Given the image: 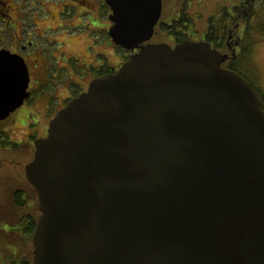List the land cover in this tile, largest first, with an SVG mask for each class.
Returning <instances> with one entry per match:
<instances>
[{
    "label": "water",
    "instance_id": "95a60500",
    "mask_svg": "<svg viewBox=\"0 0 264 264\" xmlns=\"http://www.w3.org/2000/svg\"><path fill=\"white\" fill-rule=\"evenodd\" d=\"M133 51L35 140L33 264H264V98L208 40L151 42L163 0H104ZM0 49V120L30 92Z\"/></svg>",
    "mask_w": 264,
    "mask_h": 264
},
{
    "label": "flooded vegetation",
    "instance_id": "af4514ba",
    "mask_svg": "<svg viewBox=\"0 0 264 264\" xmlns=\"http://www.w3.org/2000/svg\"><path fill=\"white\" fill-rule=\"evenodd\" d=\"M57 4L60 11L56 9ZM239 4V2L233 4L232 8L226 11V19L223 20L222 26L218 25L222 30V36L227 33L225 38L212 34L213 40L208 41L222 53L229 55L222 64L224 67L239 72L253 84L243 70L245 61L243 34L247 19L233 18L238 13ZM167 8L163 0L162 14L155 26L151 42H166L174 46L184 39L207 40L206 34L203 39H196L190 35V32L195 30L189 20L185 31L167 30V25L178 21L177 16L169 20L172 12H167ZM181 9L184 8H180L178 14ZM110 14L111 9L104 0L96 3L92 0H0V49H8L21 55L26 61L30 75L28 87L30 94L20 107L33 100L28 106L29 113L26 116L30 121L37 115L41 105L44 110L42 120L37 116V121L31 124L36 126L42 123V126L41 130L40 128L35 130L39 136L34 131L28 134L30 142L33 140V145H30L34 146L37 138L46 136L52 118L72 98L85 92L92 80L119 70L122 64L120 46L114 43L109 35V29L113 24ZM41 16H47L50 24L43 33H40ZM53 23L57 25L52 26ZM213 27L215 26H211L209 30L213 31ZM48 31L52 33L49 36L46 33ZM61 34H64L63 38L56 36ZM68 35L78 38L86 35L92 40L88 41L85 52L79 53L73 47L71 37L66 40L65 37ZM103 46H107L108 50H103ZM14 122L11 115L0 120V172L4 167V148H10L7 142L12 141L9 139L10 132L15 133V128L11 127ZM5 123L8 124L4 125ZM14 143L17 144V147L13 146L16 149L21 145L19 141L11 142L12 145ZM0 201L3 203L2 199Z\"/></svg>",
    "mask_w": 264,
    "mask_h": 264
},
{
    "label": "rangeland",
    "instance_id": "374dc122",
    "mask_svg": "<svg viewBox=\"0 0 264 264\" xmlns=\"http://www.w3.org/2000/svg\"><path fill=\"white\" fill-rule=\"evenodd\" d=\"M96 3L99 0H92ZM243 0H165L168 6L167 12H172L169 20L176 17L180 19L181 17H186L189 23L192 25L195 31H191L190 35L196 39H203L205 34H207L208 29L211 26L213 28L212 34H216L221 37L222 30L218 25L222 26V22L225 18V14L228 9L232 8V5ZM60 6L57 4V11H60ZM170 8V9H169ZM181 9V14L179 15V9ZM185 13V14H184ZM179 15V16H178ZM57 16V14H56ZM75 19V18H74ZM49 18L47 16H41L40 18V33H43L46 28L50 26ZM188 21H185L187 23ZM245 23V21H244ZM52 26L57 24L53 23ZM245 25V34L243 38L244 53L243 59L244 66L243 70L246 75L251 79L254 86L264 95V9L262 6L257 7V14L250 16L247 19ZM178 30L185 31V28L179 27ZM189 32V31H188ZM47 36L51 35V31L46 32ZM57 37L64 36V34L56 35ZM71 37L73 41V47H75L76 52H85V48L88 46V41L91 42V37L84 35L83 38H78L77 36H66V40ZM103 50H108L107 46L102 47ZM48 51L49 48H48ZM47 53L49 54V52ZM119 54L121 61L124 62L128 53L119 48ZM33 100L28 101L24 107L18 108L15 112L11 114V118L15 120L11 127L15 128V133L13 131L10 133V140L19 141L21 144L18 149L14 148L11 144L12 141H8L7 145L10 148H4V167L0 172V176H19L20 178H25V166L31 160L33 156L32 151L34 150L33 140L30 142V137L28 134L34 133L39 136V133L35 132L40 128L42 123L33 126L32 123L37 121V116L40 120L43 118V106L38 108L37 115L33 119H27L29 113V105ZM41 103V102H40ZM43 104V103H42ZM30 121V122H29ZM9 123V122H8ZM5 123L4 125H7ZM48 129V128H47ZM22 140V141H20ZM7 141V140H6ZM22 142H24L22 144ZM32 144V145H30ZM24 146L27 148V152L24 151ZM4 177H2L4 179ZM14 246L8 243H1L0 245V264H12L14 258H11L8 251H13ZM15 264V263H13ZM16 264H20L19 262Z\"/></svg>",
    "mask_w": 264,
    "mask_h": 264
},
{
    "label": "trees",
    "instance_id": "16d2710c",
    "mask_svg": "<svg viewBox=\"0 0 264 264\" xmlns=\"http://www.w3.org/2000/svg\"><path fill=\"white\" fill-rule=\"evenodd\" d=\"M239 3L240 7H238L236 17L232 15L236 19L246 20L257 14L258 6H262L264 9V0H243ZM229 18L232 19V17ZM187 20V16L181 17L178 21L167 25V30L172 32L170 29L178 30L179 27L186 29L185 21ZM225 35L221 34V37L225 38ZM206 37L207 40H213L212 31L209 29ZM120 49L128 53L126 57L128 59L131 51L121 46ZM13 146L17 147V144L14 143ZM24 151L27 152L25 146ZM0 199L3 200V203L0 201V245L3 242L14 246L13 251H8L10 257L14 258L13 263L33 264L32 240L40 214L36 189L26 177L22 179L19 176L5 175L3 179L0 176Z\"/></svg>",
    "mask_w": 264,
    "mask_h": 264
},
{
    "label": "bare ground",
    "instance_id": "6f19581e",
    "mask_svg": "<svg viewBox=\"0 0 264 264\" xmlns=\"http://www.w3.org/2000/svg\"><path fill=\"white\" fill-rule=\"evenodd\" d=\"M261 93V92H260ZM262 94V93H261ZM263 98H264V95L262 94Z\"/></svg>",
    "mask_w": 264,
    "mask_h": 264
}]
</instances>
